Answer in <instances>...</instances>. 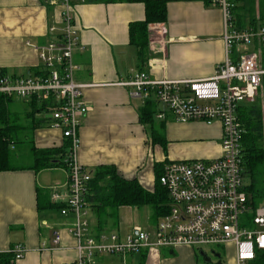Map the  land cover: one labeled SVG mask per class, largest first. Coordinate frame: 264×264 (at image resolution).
<instances>
[{
	"label": "crops",
	"instance_id": "crops-1",
	"mask_svg": "<svg viewBox=\"0 0 264 264\" xmlns=\"http://www.w3.org/2000/svg\"><path fill=\"white\" fill-rule=\"evenodd\" d=\"M60 9L52 0H0V74L4 72L17 79L36 76L42 68L39 48L60 33H50L51 28L62 27ZM73 15L78 41L74 49L75 81L89 86L84 90L89 113L79 130L78 161L83 168L94 174L99 167L112 166L120 177L137 180L152 192L156 164L220 157V123H178L170 115L165 121L156 118L164 123V150L153 143L147 128L140 123L139 110L144 102L132 98L131 89L119 86L138 72L147 73L153 80L211 77L227 59L220 9L203 0L169 2L167 21L149 26L150 34L156 31L157 38L150 39L144 65L129 35L131 24L146 18L144 4L84 0L75 5ZM41 107L33 112L30 100L14 98L9 109L12 121L24 127L23 136L31 137L37 148H60L66 140L59 129L50 126ZM161 109L159 106L158 112ZM36 121L45 124L35 127ZM191 142L193 147H181ZM67 177L64 168L0 173V254L22 245L26 254L14 264L74 263L76 241L69 234L74 215L63 216L61 209L49 206L54 204V192L68 194ZM118 213L116 222H111L115 218L107 215L102 229L93 205L89 204L86 219L90 233H116L110 231L114 228L117 234L126 236L139 229H122ZM57 234L61 236L58 246L54 244ZM43 246L52 250L43 251ZM197 251L188 247L155 249L124 260L102 254L92 264H199Z\"/></svg>",
	"mask_w": 264,
	"mask_h": 264
},
{
	"label": "built area",
	"instance_id": "built-area-1",
	"mask_svg": "<svg viewBox=\"0 0 264 264\" xmlns=\"http://www.w3.org/2000/svg\"><path fill=\"white\" fill-rule=\"evenodd\" d=\"M83 1L52 0L53 5L62 8V27L51 28V34L60 33L39 48L41 75L18 79L0 75V94L21 100L36 98L44 104L50 126L59 129L70 142L68 194L54 192L52 202L64 205L61 215H74L75 222L69 230L76 241L77 258L73 264H92L102 254L124 260L144 251L180 247L203 252L206 248L224 247L233 254L234 264H255L257 254L264 252V206L254 207L249 199L242 168L244 130L238 108L244 102H254L264 80V22L259 14L254 22L247 20L239 26L235 9L240 7V0H209L210 6L222 12L227 51V59L209 78L153 80L147 73L138 72L119 83L131 89L132 98L144 103L154 98L162 108L156 115L161 121L170 115L178 123H220L221 155L164 165L159 182L168 193L169 212L153 233L137 229L126 236H93L86 219L91 173L78 161L79 130L89 113L84 90L89 86L75 81L74 49L78 41L73 13L75 5ZM60 243L61 236L57 234L54 244ZM42 249L52 250L46 246ZM26 251L22 245L11 249L13 262L22 260Z\"/></svg>",
	"mask_w": 264,
	"mask_h": 264
},
{
	"label": "trees",
	"instance_id": "trees-1",
	"mask_svg": "<svg viewBox=\"0 0 264 264\" xmlns=\"http://www.w3.org/2000/svg\"><path fill=\"white\" fill-rule=\"evenodd\" d=\"M129 3L144 4L146 18L143 22L130 26L131 45L138 50L139 61L146 64L150 43L149 26L162 24L167 21V4L170 0H126ZM210 5L209 0H203ZM242 1V2H241ZM242 5L235 9V17L239 26L244 22L256 19V14L264 22V0H240ZM43 68L37 70L36 76L41 75ZM0 75H5L2 72ZM12 97L0 94V173L19 170L40 172L43 170L64 168L68 170L67 157L70 142L66 140L60 148L39 149L31 137L23 136L24 127L15 124L11 117ZM33 112L38 107L45 110L36 98L30 99ZM159 105L154 98L145 101L139 110L140 123L147 128L154 144L166 150L164 123L157 122L156 115ZM238 117L244 133L241 137L242 168L247 182L249 199L254 207L264 206V80L254 102L242 103L238 108ZM43 121H36L35 127H41ZM46 122V121H44ZM18 149V152H15ZM28 159V163L21 164L20 159ZM165 163L154 166L156 182L152 192L145 190L137 180H126L120 177L112 166H102L91 174L87 202L93 205L97 214L100 228L104 227L107 215L117 218L121 208L150 207L153 219L159 221L168 214L169 196L161 187L159 178ZM51 208L62 209V204H49ZM200 254L201 250H199ZM197 253V252H196ZM198 255L196 254L195 257ZM198 258V257H197ZM14 255L11 252L0 254V264H14ZM255 264H264V252L257 254Z\"/></svg>",
	"mask_w": 264,
	"mask_h": 264
},
{
	"label": "rangeland",
	"instance_id": "rangeland-1",
	"mask_svg": "<svg viewBox=\"0 0 264 264\" xmlns=\"http://www.w3.org/2000/svg\"><path fill=\"white\" fill-rule=\"evenodd\" d=\"M241 2L239 1V3H238V4H240V6L242 5ZM151 34H152V36H150L151 40L157 38L155 31H152ZM250 50L252 51V48H250ZM199 143H202V142H199ZM188 144H191V145H188ZM183 146H186V148H188V147L191 148L194 146V143L193 142L184 143L183 145H181V147H183ZM199 148H201L200 145H199ZM15 152H18V149ZM173 157H175V154H173ZM173 160H174V158H173ZM195 160H197V159L195 158ZM201 160H204V159L201 158ZM27 161H28V159H25V158L18 160L20 165L28 163ZM175 161H177V160L175 159ZM62 177H64V176H62ZM118 214H119L118 215L119 220L122 221V223H120V225H121L122 229H124L125 231H130L132 229L139 228L140 230L151 233L152 231H154L153 229H154L155 225L157 224V221L153 219V211L151 210L150 207H147V206H144L141 208H123V209H121V211H119ZM116 221H117V219L115 217V219H112L111 222H116ZM113 229L114 228H111L110 231L118 233L117 230H113ZM211 250H215L216 252L221 254L220 256H222L224 264H234L233 254H231L230 252H227L224 247L206 248V249H204V253H206L209 257L210 256L212 257V251ZM197 255H198L197 257L199 260V264H205L204 258L200 257L201 255H200L199 251H197Z\"/></svg>",
	"mask_w": 264,
	"mask_h": 264
},
{
	"label": "flooded vegetation",
	"instance_id": "flooded-vegetation-1",
	"mask_svg": "<svg viewBox=\"0 0 264 264\" xmlns=\"http://www.w3.org/2000/svg\"><path fill=\"white\" fill-rule=\"evenodd\" d=\"M218 252H212V257L210 256L211 263L210 264H224L222 256ZM219 256V257H218ZM214 258V259H213ZM214 260V261H213Z\"/></svg>",
	"mask_w": 264,
	"mask_h": 264
},
{
	"label": "water",
	"instance_id": "water-1",
	"mask_svg": "<svg viewBox=\"0 0 264 264\" xmlns=\"http://www.w3.org/2000/svg\"><path fill=\"white\" fill-rule=\"evenodd\" d=\"M201 256L200 257H203L204 258V262H205V264H210L211 263V259H210V257L207 255V254H205L204 252H201V254H200ZM219 257V256H218ZM221 264V263H220Z\"/></svg>",
	"mask_w": 264,
	"mask_h": 264
}]
</instances>
